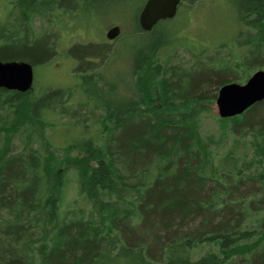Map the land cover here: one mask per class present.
Instances as JSON below:
<instances>
[{
    "label": "trees",
    "instance_id": "1",
    "mask_svg": "<svg viewBox=\"0 0 264 264\" xmlns=\"http://www.w3.org/2000/svg\"><path fill=\"white\" fill-rule=\"evenodd\" d=\"M37 1L44 4L40 15ZM115 1L21 0L18 19L0 21V61L47 64L56 51L47 35L37 39L32 19L50 23L61 8L70 17ZM230 1L248 28L241 45L249 56L235 64L199 54L192 66L174 65L160 54L177 34L147 41L134 54L130 102L116 103L113 92L99 87L93 63L107 48L69 50L84 70L87 97L103 113L75 119L85 129L92 123L99 136L86 131L63 159L54 156L45 131L53 126L50 112L70 114L66 90L31 99L32 91L0 89V264H264V101L225 119L209 107L217 87L242 84L264 68V0ZM178 14L150 34L140 25L139 32L172 28ZM236 65L243 79L228 81ZM207 114L220 124L219 137L203 134ZM71 147L81 154L70 158ZM71 172L91 205L87 216L84 209L61 214Z\"/></svg>",
    "mask_w": 264,
    "mask_h": 264
},
{
    "label": "rangeland",
    "instance_id": "2",
    "mask_svg": "<svg viewBox=\"0 0 264 264\" xmlns=\"http://www.w3.org/2000/svg\"><path fill=\"white\" fill-rule=\"evenodd\" d=\"M121 1L116 0L109 6H98L76 16L72 14L78 13L73 12L70 17L68 14H63L61 10L64 8H61L55 12L57 18L53 19L52 23L43 17H36L30 22L37 39L47 35L48 45H52L56 51L51 56L50 62L34 68L35 81L30 98L40 96L47 89L66 90V96L69 97L66 109L69 108L70 114H63L59 111L52 114L50 112L48 118L51 119L53 126L45 131L46 138L51 146H54V149L51 146L50 149L58 158L66 157L68 153L66 148L69 145L72 146L86 138L84 136L86 131L87 135H91L92 131V136L98 135L97 129L94 125L92 126V123L88 122L87 129H85L84 123H79L75 119L80 115L87 117L90 113H94V115L103 113L96 109L95 102L92 99L89 100L85 93V87H82L81 75L84 70L80 66V61L72 53L68 55L69 50L76 45L83 47L91 44L107 48L104 59H94L93 65L96 66L94 70L97 68L96 73L101 75L102 82H99V87L106 94L110 95L113 92L111 97L116 100V103L134 100L135 80L134 78L132 80L130 74L134 54L147 41L150 44L157 39H164L166 36L173 38V33L177 34L176 44L162 50L160 54L163 61L174 65L188 63L189 66H192L193 56L199 54L203 57L210 56L213 59L216 57L235 64L238 59L239 61L244 60L249 56V49L241 45L247 41L248 37L244 31H247L248 28L244 29L241 26L237 16V7L233 1L202 0L194 5L183 1L172 28L162 26L154 35L139 32L140 8L145 4L140 6V0H133L128 4H122ZM19 2L21 0H0V21L8 22L18 19L21 4ZM14 5L17 6V9ZM35 6L38 11L35 12L40 15L44 4L37 1ZM12 12L15 13L14 16L11 15ZM114 27L120 28V34L116 39L110 40L107 38V34ZM150 32L147 33L150 34ZM262 62H264V58H262ZM236 68L239 69L238 73H226L225 77L228 81L243 79V70L238 66ZM260 69L264 70V68ZM244 83L245 81L242 82V84ZM90 88L92 89L93 85H90ZM219 89L220 87H217L213 91V95H218ZM89 95L92 96V92H89ZM209 107L212 111L211 114L220 118L216 100ZM212 115L207 114L202 117V132L208 136L219 137L220 124ZM89 124L92 128L89 127ZM79 154L81 151L74 147L70 148V158H75ZM67 179L61 214L69 218L73 212L84 209V214L89 215L91 205L80 196L74 173H69Z\"/></svg>",
    "mask_w": 264,
    "mask_h": 264
},
{
    "label": "water",
    "instance_id": "3",
    "mask_svg": "<svg viewBox=\"0 0 264 264\" xmlns=\"http://www.w3.org/2000/svg\"><path fill=\"white\" fill-rule=\"evenodd\" d=\"M182 0H147L139 15L144 32L152 31L161 21L178 14ZM120 28L109 30L107 38L116 39ZM34 67L26 61H0V89L27 93L34 85ZM264 101V70L254 72L244 83L232 82L220 87L216 104L220 118H233L245 113L256 103Z\"/></svg>",
    "mask_w": 264,
    "mask_h": 264
},
{
    "label": "flooded vegetation",
    "instance_id": "4",
    "mask_svg": "<svg viewBox=\"0 0 264 264\" xmlns=\"http://www.w3.org/2000/svg\"><path fill=\"white\" fill-rule=\"evenodd\" d=\"M182 4V3H181ZM181 6V5H180ZM179 10H180V8H179ZM179 12V11H178Z\"/></svg>",
    "mask_w": 264,
    "mask_h": 264
},
{
    "label": "bare ground",
    "instance_id": "5",
    "mask_svg": "<svg viewBox=\"0 0 264 264\" xmlns=\"http://www.w3.org/2000/svg\"><path fill=\"white\" fill-rule=\"evenodd\" d=\"M256 104H257V103H256ZM256 104H255V105H256Z\"/></svg>",
    "mask_w": 264,
    "mask_h": 264
}]
</instances>
